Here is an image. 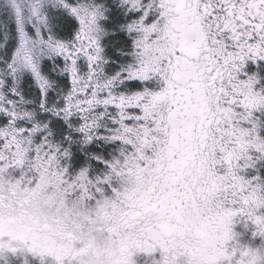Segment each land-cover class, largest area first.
<instances>
[{"label": "snow or ice", "instance_id": "obj_1", "mask_svg": "<svg viewBox=\"0 0 264 264\" xmlns=\"http://www.w3.org/2000/svg\"><path fill=\"white\" fill-rule=\"evenodd\" d=\"M0 264H264V0H0Z\"/></svg>", "mask_w": 264, "mask_h": 264}]
</instances>
